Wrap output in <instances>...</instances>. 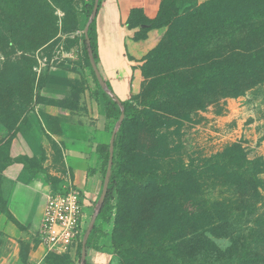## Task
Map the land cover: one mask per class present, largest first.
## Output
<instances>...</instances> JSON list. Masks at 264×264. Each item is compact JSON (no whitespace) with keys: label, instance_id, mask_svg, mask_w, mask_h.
<instances>
[{"label":"rangeland","instance_id":"obj_1","mask_svg":"<svg viewBox=\"0 0 264 264\" xmlns=\"http://www.w3.org/2000/svg\"><path fill=\"white\" fill-rule=\"evenodd\" d=\"M90 2L0 0V169L22 162L58 182L48 172L62 169V152L50 133L102 99L81 39ZM162 15L163 60L141 68L123 124L120 171L130 180L91 249L109 250L108 264H264V82L238 97L192 94L205 64L264 42V0H165ZM247 170L259 173L251 181ZM93 209L83 210V231ZM80 241L47 262L79 264Z\"/></svg>","mask_w":264,"mask_h":264},{"label":"crops","instance_id":"obj_2","mask_svg":"<svg viewBox=\"0 0 264 264\" xmlns=\"http://www.w3.org/2000/svg\"><path fill=\"white\" fill-rule=\"evenodd\" d=\"M162 1L100 0L95 17L96 66L119 101L139 93L143 60L166 33V27L140 33L145 28L140 21L154 20ZM133 10L139 11L136 18H131ZM91 106L80 122L70 123L67 118L61 133H50L62 152V160L56 161L62 169L48 172L57 179L56 184L46 180L47 174L34 173L22 162L0 169V264H49L38 231L48 197L66 184L71 183L79 191L88 208L98 199L102 174L96 147L109 144L113 128L106 118L102 99L99 97V102ZM108 251L89 249L87 264H108Z\"/></svg>","mask_w":264,"mask_h":264},{"label":"trees","instance_id":"obj_3","mask_svg":"<svg viewBox=\"0 0 264 264\" xmlns=\"http://www.w3.org/2000/svg\"><path fill=\"white\" fill-rule=\"evenodd\" d=\"M93 2L94 0H91L90 4L86 6V11H85V20H84V25L82 27V36H81L82 44H83V55H84L85 63L89 67L95 85L99 90L101 97L103 99L106 118L109 121L111 120L114 121L115 124V122L118 120L120 116V109L116 104V102H114L109 96H107L99 87L87 56L86 39L83 33V29L92 11ZM213 2L214 0H209L203 4H200L199 6L201 7L209 6ZM164 4H165V0L162 1L160 11L154 20L149 22H146L145 20L140 21L139 24L145 25V28L141 30L140 33L152 28L166 27L162 15V8ZM99 5H100V0L98 2V7ZM138 15H139L138 10H133L131 12V18H136V16ZM87 39L90 42V48L92 50L94 62L97 65L98 58L96 52L95 20L90 24L88 28ZM167 40H168V31L166 30V33L160 44L157 46V48L151 51L143 60L142 67H144L146 63L152 60L155 61L163 60V56H164L163 52L157 53L156 50L161 44H163L164 41ZM195 75H196V87L193 88L192 94L194 93L198 94L201 92L203 93L206 88L207 89L212 88L213 91H216V93H218L219 95L223 94L231 97L241 96L249 88L264 82V42L262 41L261 44H247L236 49L233 48L230 50L229 53H227V56L225 57L221 56L213 63L211 62L205 64V66L202 67V69H200V71ZM107 87L109 88L108 85ZM39 91L40 88L37 89V99H38ZM177 92H179V90H177ZM181 93L184 94V92ZM131 99L132 97H130L126 101H119L124 108V119L114 137V143H113L114 157H113V164L109 177L107 193L103 207L96 218L94 227L86 242V250L92 248L97 222L99 221V219H101L104 216L106 212V208L110 203L113 194L119 189L120 185L130 180L129 174L127 172H121L120 168L124 160V156L121 152V147L124 137L123 124L125 121L132 119V116H134V112L130 107ZM108 149H109V144L98 145L96 147V152L98 153L99 159L101 161L102 184L107 167ZM256 162L261 163L259 164V166H264V162H262L261 160L258 159L256 160ZM258 173L259 172L252 170L248 172L247 170L244 176L248 175L250 180L252 181V179H254L255 175H257ZM84 233L85 230L83 231L82 236L84 235ZM78 245L81 250V241L79 242ZM127 247H128V242H122L120 244L113 245L114 250H125L127 249ZM80 250H79V258H80ZM50 255H54V254H48L47 258Z\"/></svg>","mask_w":264,"mask_h":264},{"label":"built area","instance_id":"obj_4","mask_svg":"<svg viewBox=\"0 0 264 264\" xmlns=\"http://www.w3.org/2000/svg\"><path fill=\"white\" fill-rule=\"evenodd\" d=\"M84 208L79 191L71 183L48 197L38 231L47 255H65L81 240L87 217Z\"/></svg>","mask_w":264,"mask_h":264},{"label":"water","instance_id":"obj_5","mask_svg":"<svg viewBox=\"0 0 264 264\" xmlns=\"http://www.w3.org/2000/svg\"><path fill=\"white\" fill-rule=\"evenodd\" d=\"M98 2H99V0H94L92 11L88 17V20H87L85 26H84V29H83V33H84L85 39H86L87 56H88V61L90 63L91 69L94 73V76L96 78V81H97L99 87L107 96H109L114 102H116V104L118 105V107L120 109V116H119L118 120L116 121V123L114 124V127H113L112 132H111V137H110V141H109V149H108L107 167H106V171H105V175H104V179H103L101 194H100L98 200L96 201V203L94 205V209H93L92 216L90 218V222L88 223V226H87L85 233H84L82 240H81L79 264H86V242H87L88 237H89V235H90V233L94 227L96 218H97L98 214L100 213V211L103 207V204H104V200H105L107 188H108V183H109V177H110V173H111V168H112V164H113L114 137H115V134L117 133V131L120 128L121 123L124 119V108L121 105V103L119 102V100L113 95L111 90L107 87L106 83L104 82V80L100 76L99 71L97 69V66L94 62L92 50L90 48V42L87 39L88 28H89L90 24L95 20V17L97 14Z\"/></svg>","mask_w":264,"mask_h":264}]
</instances>
